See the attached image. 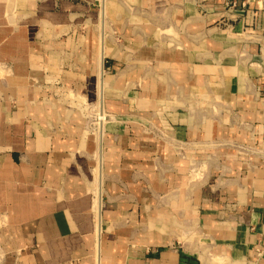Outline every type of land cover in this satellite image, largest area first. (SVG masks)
Wrapping results in <instances>:
<instances>
[{
    "label": "crops",
    "instance_id": "obj_1",
    "mask_svg": "<svg viewBox=\"0 0 264 264\" xmlns=\"http://www.w3.org/2000/svg\"><path fill=\"white\" fill-rule=\"evenodd\" d=\"M0 264H264V0H0Z\"/></svg>",
    "mask_w": 264,
    "mask_h": 264
}]
</instances>
